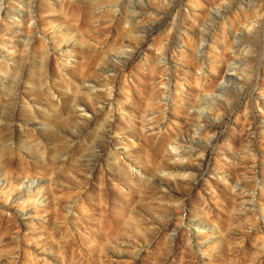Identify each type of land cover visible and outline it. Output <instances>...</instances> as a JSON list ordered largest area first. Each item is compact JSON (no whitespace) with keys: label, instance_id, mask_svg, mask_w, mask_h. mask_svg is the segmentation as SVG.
I'll return each instance as SVG.
<instances>
[{"label":"rangeland","instance_id":"obj_1","mask_svg":"<svg viewBox=\"0 0 264 264\" xmlns=\"http://www.w3.org/2000/svg\"><path fill=\"white\" fill-rule=\"evenodd\" d=\"M28 1L0 0V264H264V0H150L136 40L142 0H31L27 37Z\"/></svg>","mask_w":264,"mask_h":264},{"label":"bare ground","instance_id":"obj_2","mask_svg":"<svg viewBox=\"0 0 264 264\" xmlns=\"http://www.w3.org/2000/svg\"><path fill=\"white\" fill-rule=\"evenodd\" d=\"M125 1H130L131 2V0H125ZM133 2H135V1H133ZM142 2H144V8H142L143 10H138V11H134V10H132L131 12H129L128 14H127V10L128 9H124L123 7H126L127 5H124V3H118V7H119V9L118 10H122V9H120V8H123V11L121 12L123 15H124V17L125 18H129L130 20H135V22H136V24L135 25H133L132 26V28H131V31H134V35L132 36V39L133 40H136V38L138 39V37L141 35L140 33H142L145 29V26L143 25V24H145L146 23V21L148 20V19H150L151 17H152V11L153 10H151L152 8H151V6H150V0H142ZM27 8H28V18H29V27H28V35H27V37L30 35V32H33V31H35L36 30V24H35V16H34V10L32 9V7H31V0H29L28 1V4H27ZM131 8V7H130ZM226 8H228V6H226ZM229 8H231V7H229ZM228 8V9H229ZM133 9H135V8H133ZM225 9V8H224ZM130 10V9H129ZM126 13H125V12ZM120 13V12H119ZM223 14V13H222ZM222 14H221V16H215V15H213L212 14V19H215V18H220L221 19V21L223 22V18H222ZM124 18V19H125ZM211 18V17H210ZM2 21V20H1ZM142 21V22H141ZM149 21V20H148ZM150 22V21H149ZM202 24H203V22H202ZM201 24V25H202ZM201 25H200V27H199V29H198V37L196 38V43H195V51H194V53L196 54V56H197V53L199 54L200 53V55H198V57L201 59L200 61H202V60H204V53H203V48H204V46H203V44L204 43H206L207 45H208V43L210 42V39H211V37H213L214 36V34H216V31H220V33L222 34V37L225 39V37H227L226 35H227V32H225V28L223 27L222 28V30H219L218 28H216V29H214L215 27H212V28H210L209 30H206L207 28H201ZM224 26V25H223ZM129 30V29H128ZM146 32V31H145ZM232 36V35H231ZM230 36V37H231ZM232 37H234V36H232ZM232 37H231V44L229 45V47L231 48H234V49H232V51H236L237 50V46L239 45V43H240V41H241V39L240 38H237V39H232ZM239 47V46H238ZM112 51V50H111ZM115 51V50H114ZM116 53V54H115ZM115 55H111V56H115V57H119V55H122L123 53H125V51H115ZM162 55V54H161ZM164 55V54H163ZM236 55V60L237 61H239L240 62V60H242V62L244 61V60H246L247 58H248V56L247 55H242V53L240 54V53H238L237 52V54H235ZM109 56V55H108ZM121 57V56H120ZM108 58H110V56L108 57ZM112 58V57H111ZM163 58V57H162ZM116 60V59H115ZM112 61V60H111ZM114 61V60H113ZM164 61V60H163ZM162 62V61H161ZM166 62V61H165ZM203 62V61H202ZM164 63V62H163ZM107 65V64H106ZM105 66V65H104ZM108 66V68L110 69V70H112V72H114V74H115V72L117 71V68H115V66H113V65H110V64H108L107 65ZM102 69H104L103 67H102ZM105 69H106V66H105ZM104 69V70H105ZM233 69H235L236 70V68H233ZM228 71V70H227ZM226 71V72H227ZM239 71V70H238ZM229 72V71H228ZM227 72V73H228ZM231 73H233V72H231ZM230 72L228 73V74H226V77H227V79L229 80V81H232L233 83H236V82H241V80H239L240 78H242V76L240 75V74H237V75H233V74H231ZM197 74V73H196ZM196 74H195V77H196ZM203 74V73H202ZM201 75V74H200ZM167 76H169L168 74H167ZM170 78V77H169ZM198 78H200L199 76H198ZM170 80V79H169ZM195 80H197L198 81V79H196L195 78ZM199 82V81H198ZM197 83V82H196ZM89 84H91V86L93 87V86H95V85H97L94 81H92V80H89ZM230 84H226V86H229ZM85 86V85H84ZM88 87V86H87ZM228 89V88H227ZM236 89H238V88H236ZM218 94H216V95H210L209 96V98L207 99V100H204V102L202 101V105H203V107H206L207 109H211L212 111H214L215 112V106L217 105V104H221V103H223L219 98L220 97H222V96H224V95H227L226 94V88H225V85H222V86H220V88H218ZM110 93V92H109ZM228 93V92H227ZM90 94V93H89ZM202 99V98H201ZM205 99V98H204ZM199 100V99H198ZM201 101V100H200ZM199 101V102H200ZM104 107H106V109H108V110H112V102H111V100H109L108 102H107V104L104 106ZM85 110V109H84ZM108 116H110V115H108ZM194 142H196V144L197 143H200L201 141L198 139H195L194 138ZM195 153H193L192 151H190V150H188V151H186V152H182V153H176V156L177 155H180V156H183V157H187V158H189V157H191V156H193ZM197 159H198V161L199 160H201V157H197ZM190 164H188V163H185V162H181V161H172V162H167L165 165H164V167H163V169H161L162 170V172H164L166 175H169V176H172L173 177V180H174V182H175V184L176 185H181V186H184V187H190V185H191V176L189 175V174H186L187 173V169H189L190 168ZM151 180V179H150ZM152 182L155 184V185H162L161 184V179L160 178H158L157 176H153L152 177ZM179 192H180V195H182V197L183 196H185V194H186V191H183V190H178ZM252 199L251 198H248V201H251Z\"/></svg>","mask_w":264,"mask_h":264}]
</instances>
